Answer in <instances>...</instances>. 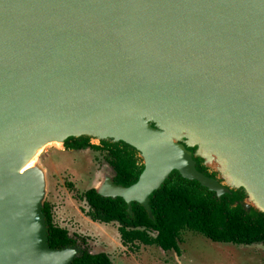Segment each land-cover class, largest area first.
<instances>
[{"label": "water", "instance_id": "95a60500", "mask_svg": "<svg viewBox=\"0 0 264 264\" xmlns=\"http://www.w3.org/2000/svg\"><path fill=\"white\" fill-rule=\"evenodd\" d=\"M112 81L157 97L133 109L131 97L98 90ZM162 109L181 123L167 126ZM178 129L196 141L177 143ZM81 136L123 142L141 159L135 183L109 178L93 187L101 196L149 214V194L176 170L217 196L241 189L244 209L264 213L210 151L264 176V0H0V264H70L73 246L46 244V178L34 148Z\"/></svg>", "mask_w": 264, "mask_h": 264}, {"label": "trees", "instance_id": "16d2710c", "mask_svg": "<svg viewBox=\"0 0 264 264\" xmlns=\"http://www.w3.org/2000/svg\"><path fill=\"white\" fill-rule=\"evenodd\" d=\"M65 149L88 147L104 154L105 162L112 170L111 182L128 187L135 183L143 169L141 159L131 146L123 142L100 140L98 145L88 142V137H69L63 141ZM193 152V148H188ZM195 168L208 177L215 172L202 165L193 156ZM245 194L241 189H230L219 196L201 186L195 180L181 177L172 170L160 186L148 196L149 214L141 204L131 201L129 205L121 197H105L94 188L76 196L86 203L85 216L103 224L117 223L121 245L158 246L163 251L179 253V236L188 230L202 234L209 240L235 245H251L264 242V213L254 209L245 210L241 205ZM42 214L46 228V244L60 249L76 244L77 236H69L66 229L52 221L51 206L43 202ZM70 264H111L107 254L80 250Z\"/></svg>", "mask_w": 264, "mask_h": 264}, {"label": "rangeland", "instance_id": "374dc122", "mask_svg": "<svg viewBox=\"0 0 264 264\" xmlns=\"http://www.w3.org/2000/svg\"><path fill=\"white\" fill-rule=\"evenodd\" d=\"M109 86V88L99 87L98 90L102 91L103 96L131 97L133 102L130 107L133 109L143 105L141 98L154 102L157 97V93L153 91H141L128 86L127 82L123 81H112ZM98 90L94 95L96 100L101 101L105 98L99 96ZM136 92L143 95L138 96L140 100L135 99ZM148 106L155 113V110H158L157 104ZM143 109L138 106V110ZM162 111L163 113L160 114L163 117L170 118L167 126L181 123L182 119L177 118V113L174 111L164 109ZM150 127L153 125L151 124ZM173 136L179 144H183V141L188 144L196 141L181 129L173 131ZM90 142L98 143L95 139H90ZM63 150V146H48L37 155L35 162L43 168L45 173V201L51 206L54 224L65 228L71 237L77 236L75 238L77 244L73 246L74 256L85 249L90 253L107 254L111 264H264V242L251 245L219 243L188 230L180 233L178 254L172 250L163 251L155 245L146 246L140 243L121 245L116 230L117 223L91 225L79 218V212L83 214L86 204L76 199V195L91 186L98 188L107 186L112 176V170L106 164L103 153L90 149L66 153ZM222 174L225 177V173L222 172ZM257 176H260L264 182V176L258 174ZM217 183L223 187L227 184L223 179H218Z\"/></svg>", "mask_w": 264, "mask_h": 264}, {"label": "bare ground", "instance_id": "6f19581e", "mask_svg": "<svg viewBox=\"0 0 264 264\" xmlns=\"http://www.w3.org/2000/svg\"><path fill=\"white\" fill-rule=\"evenodd\" d=\"M147 141H151V138L146 137ZM60 146V140L58 139H48L42 142L40 145H36L34 148L35 154H39L44 148L48 146ZM210 151L216 155V157L221 161V171L225 173V177L232 183L243 184L247 189V192L251 196L254 203L264 209V182L260 176L252 173L250 169L246 168L242 163H236L227 153L218 152L214 147L210 146ZM227 152V151H226ZM229 153V152H228ZM35 156V155H34ZM34 156L22 167V170L29 168L33 165ZM159 157V156H158ZM170 157V155H169ZM172 157V158H171ZM170 162L176 157L179 160V156L174 153L171 155ZM183 169L187 167L183 164Z\"/></svg>", "mask_w": 264, "mask_h": 264}, {"label": "flooded vegetation", "instance_id": "af4514ba", "mask_svg": "<svg viewBox=\"0 0 264 264\" xmlns=\"http://www.w3.org/2000/svg\"><path fill=\"white\" fill-rule=\"evenodd\" d=\"M90 139H91V138H88V142H89L90 144H92V143L90 142ZM98 144H99V142H98L97 144H93V145H98ZM63 149H64L63 151L66 153V152H77V151H78V152H80V151L83 152L85 149H90V148L85 147V148H83V149H65V148L63 147ZM90 150H92V149H90ZM93 151H95V150H93ZM103 158H104V154H103ZM106 164H107V163H106ZM107 165H108V164H107ZM108 166H109V165H108ZM109 167H110V166H109ZM110 169H111V168H110ZM111 178H112V176H111ZM111 178H110V180H111ZM90 188H93V187H90ZM90 188H87V189H90ZM87 189H85V190H87ZM85 190H84V191H85ZM84 191H83V192H84ZM83 192H82V193H83ZM82 193H80V194H82ZM78 195H79V194H78ZM76 196H77V195H76ZM76 199H78V198H76ZM78 200H79V199H78ZM80 201H83V200H80ZM84 202H85V201H84ZM85 204H86V203H85ZM86 209H87V206H86ZM82 212H83V211H82ZM83 214H84V212H83ZM51 216H52V213H51ZM84 216H85V214H84ZM85 217H87V216H85ZM52 221H53V218H52ZM53 223H54V222H53ZM102 224H103V223H102ZM55 225H56V224H55ZM61 228H62V227H61ZM64 229H65V228H64ZM69 236H70V235H69ZM73 238H74V237H73ZM75 240H76V239H75ZM82 241H83V240H82ZM76 244H77V241H76ZM76 244H75V245H76ZM75 245H74V246H75ZM99 253H100V252H99ZM92 254H94V253H92Z\"/></svg>", "mask_w": 264, "mask_h": 264}, {"label": "crops", "instance_id": "0c3cea01", "mask_svg": "<svg viewBox=\"0 0 264 264\" xmlns=\"http://www.w3.org/2000/svg\"><path fill=\"white\" fill-rule=\"evenodd\" d=\"M91 187H95V186H91ZM79 218H82L83 220H85V221H87L88 223H90L91 225H96L95 223H97V222H94L93 223V221H91V220H88V218L86 219L85 218V216L81 213V212H79ZM81 222V221H80ZM82 233V232H81Z\"/></svg>", "mask_w": 264, "mask_h": 264}]
</instances>
